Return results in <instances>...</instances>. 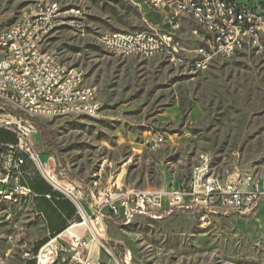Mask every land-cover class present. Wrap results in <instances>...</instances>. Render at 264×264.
Wrapping results in <instances>:
<instances>
[{
  "label": "rangeland",
  "instance_id": "obj_1",
  "mask_svg": "<svg viewBox=\"0 0 264 264\" xmlns=\"http://www.w3.org/2000/svg\"><path fill=\"white\" fill-rule=\"evenodd\" d=\"M46 1L85 11L83 36L61 25L43 48L83 70L101 106L93 118L38 120L52 131L73 182L90 191L117 185L122 191L166 192L200 156L220 180L264 175V63L257 57L221 56L207 71L190 75L162 55L124 58L104 51L101 33L140 31L144 20L158 21L142 0H0V30L23 9ZM238 4L260 13L264 0ZM181 36L189 45V33ZM6 119L0 112V125ZM154 135L164 141L147 149ZM30 138L38 150L33 132ZM8 195L0 203V264H20L36 253L40 231L26 196ZM197 218L184 212L160 221L136 218L127 226L102 221L96 228L122 264H264V202L247 216L209 218L197 211Z\"/></svg>",
  "mask_w": 264,
  "mask_h": 264
},
{
  "label": "built area",
  "instance_id": "obj_2",
  "mask_svg": "<svg viewBox=\"0 0 264 264\" xmlns=\"http://www.w3.org/2000/svg\"><path fill=\"white\" fill-rule=\"evenodd\" d=\"M142 1L158 21L144 20L140 31L104 32L108 41L104 51L146 53L147 58L164 53L170 66L190 75L207 71L210 60L238 53L251 54L264 63V7L257 13L240 4L231 7V0ZM83 14L80 7L62 9L46 1L23 9L10 27L0 30V90H5L0 112L7 114L0 126L13 131L17 138L15 145H0V203L7 202L8 194H25L17 180L26 160L41 173L48 171L30 138L35 130L21 116L37 120L93 118L100 111L96 90L85 83L84 71L65 66L43 48L48 35L61 25L83 36ZM35 21H43L44 29H36ZM184 31L189 33V45L181 36ZM60 72H67V79H60ZM163 141L154 135L148 139L147 149L156 150ZM206 162H196L177 186L166 192L122 191L117 185L90 191L81 181L61 188L48 180L72 198L73 193H79L90 215L78 205L81 221L77 226L84 229V235L76 233L75 225L67 227L40 247L35 264H122L107 249L103 230H99L102 236L97 230L102 221L127 226L136 218L160 221L184 212L197 218V210H209V218H221V213L242 217L258 210L264 202V175L245 174L214 182L213 177L206 176Z\"/></svg>",
  "mask_w": 264,
  "mask_h": 264
},
{
  "label": "crops",
  "instance_id": "obj_3",
  "mask_svg": "<svg viewBox=\"0 0 264 264\" xmlns=\"http://www.w3.org/2000/svg\"><path fill=\"white\" fill-rule=\"evenodd\" d=\"M33 133L40 147L38 151L41 154V163L48 168L47 173L56 179L61 188L68 185L69 180L65 178L64 174L59 173L54 157L45 153L42 146H40L41 143L37 133L35 131ZM16 142L17 138L14 132L0 126V145H15ZM226 179L229 180L230 177ZM49 181L28 160L25 161L18 173L17 185L26 190L25 194L20 195L26 196L28 208L36 220L40 231L39 241L54 237L72 225H75L77 234L84 235V229L81 227L83 229L81 231L80 227L77 226L81 221L77 206L79 205V208H83L85 213L90 215V210L85 201L80 199L79 193H73L74 198H72L66 195L61 188L54 187ZM9 184V188H11L13 183L10 182ZM36 254L20 264H35L34 257Z\"/></svg>",
  "mask_w": 264,
  "mask_h": 264
},
{
  "label": "bare ground",
  "instance_id": "obj_4",
  "mask_svg": "<svg viewBox=\"0 0 264 264\" xmlns=\"http://www.w3.org/2000/svg\"><path fill=\"white\" fill-rule=\"evenodd\" d=\"M231 7H238V0H231ZM81 11H84V10L81 9ZM84 15L85 14H83L81 16V23H85ZM35 28L36 29H44V22L43 21H35ZM99 43L103 47L104 50H108V41L106 40V38H103V33L100 34ZM108 52L111 53V54L119 55V56L124 57V58L135 56V55H129L128 51H108ZM157 55L164 56V53H157ZM137 56L147 58L146 53H139V55H137ZM226 57H229V56H226ZM211 61L212 60H210V63H211ZM60 79H67V72H60ZM0 97H5V90H0ZM152 149H155V148H152ZM200 160H207V162H206V176L207 177H213V181L214 182H222V180L216 178L213 175L208 159L206 157H204V156H200V158H199V160L197 162H200ZM47 172L48 171L46 169L42 170V174L44 175V177L46 179L50 180V182H52L55 185L59 186V184L56 181V179L52 178ZM10 199H11V196L8 195L7 196V200H10ZM197 211H203L205 213V215L209 214V210H197ZM221 217H224V218L230 217V213H221Z\"/></svg>",
  "mask_w": 264,
  "mask_h": 264
},
{
  "label": "trees",
  "instance_id": "obj_5",
  "mask_svg": "<svg viewBox=\"0 0 264 264\" xmlns=\"http://www.w3.org/2000/svg\"><path fill=\"white\" fill-rule=\"evenodd\" d=\"M21 118L26 120L30 124V126L35 130L45 153L54 157L59 173H61V175L64 174L65 178L73 182V177L69 173H66L64 171V162L58 156L54 148L52 131L48 129L43 123L39 122L37 119H32L25 116H21ZM47 240L48 239L39 242L37 248L35 249L36 253L38 252L40 247L47 242Z\"/></svg>",
  "mask_w": 264,
  "mask_h": 264
}]
</instances>
